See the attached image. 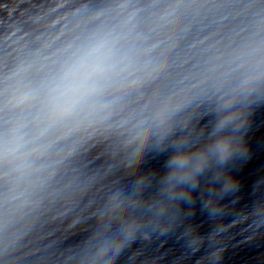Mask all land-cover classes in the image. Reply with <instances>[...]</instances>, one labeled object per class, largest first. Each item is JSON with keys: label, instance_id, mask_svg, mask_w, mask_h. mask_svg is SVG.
Listing matches in <instances>:
<instances>
[{"label": "clouds", "instance_id": "9594fccd", "mask_svg": "<svg viewBox=\"0 0 264 264\" xmlns=\"http://www.w3.org/2000/svg\"><path fill=\"white\" fill-rule=\"evenodd\" d=\"M117 70L112 59V50L107 42L101 41L82 52L63 72L47 94L45 108L53 118L72 115L86 104L90 98L102 90V82ZM27 94L21 101L27 100ZM22 144L20 138L13 143L11 150L16 151ZM9 149L0 144V156ZM177 165H183L184 158L177 157Z\"/></svg>", "mask_w": 264, "mask_h": 264}]
</instances>
